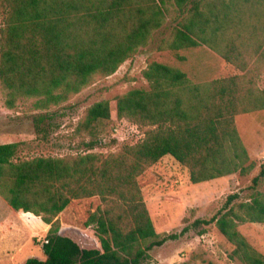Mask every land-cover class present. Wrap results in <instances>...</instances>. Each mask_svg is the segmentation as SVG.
I'll return each instance as SVG.
<instances>
[{"label":"trees","instance_id":"obj_1","mask_svg":"<svg viewBox=\"0 0 264 264\" xmlns=\"http://www.w3.org/2000/svg\"><path fill=\"white\" fill-rule=\"evenodd\" d=\"M0 89L4 104L34 99L39 110L59 106L113 75L170 20L159 50L201 45L240 73L196 83L182 70L153 62L143 71L148 90L116 98V114L144 128V138L116 153L88 152L61 158L18 157L20 143L0 145V197L14 210L32 213L50 226L44 259L24 264H146L150 251L177 235L156 233L138 178L169 155L189 172L192 184L255 168L234 118L264 110V0H0ZM51 115L39 114L43 122ZM111 117L110 105L90 106L79 129L93 133ZM96 141L91 140L88 150ZM264 168L252 180L254 190ZM99 197L102 203L84 226V245L60 233L59 214L73 200ZM227 196L221 210L192 227L215 224L241 264H264L238 230L264 224V194L249 200ZM188 231L184 228L181 233ZM201 230L199 233L203 234Z\"/></svg>","mask_w":264,"mask_h":264},{"label":"rangeland","instance_id":"obj_2","mask_svg":"<svg viewBox=\"0 0 264 264\" xmlns=\"http://www.w3.org/2000/svg\"><path fill=\"white\" fill-rule=\"evenodd\" d=\"M171 26L168 20L155 32L154 42L141 48L113 75L95 81L59 106L39 110L34 105L35 100L29 99L19 100L9 109L0 89V145L20 143L18 157L22 160L61 158L88 152L116 153L121 147L135 145L144 138V128L117 117L116 98L131 90H148L143 71L151 63L178 68L196 83L238 74L234 67L204 45L178 51L159 50L157 44ZM258 84L264 88V74L259 77ZM101 101L109 103L110 119L98 122L93 133L80 130L86 110ZM45 112L51 115L48 119L35 120ZM234 121L250 160L256 165L249 174L236 173L192 184L188 169L171 156H165L138 178L156 233L177 235L176 239L150 251L151 259L146 264H241L229 257L234 247L215 224L192 227L196 220L212 218L230 194L239 193V202L249 200L254 191L264 194V177L254 190L250 189L253 178L259 175L261 166L264 168V110L237 115ZM91 140L97 143L93 150H88ZM101 206L99 197L71 201L58 216L60 233H70L84 245V239L90 236L84 223L89 214ZM26 217L17 214L0 197V264H24L32 257L44 259L42 245L47 232L40 220L30 217L26 221ZM184 228L188 231L181 233ZM201 230L205 232L200 234ZM238 230L264 255V224L244 223Z\"/></svg>","mask_w":264,"mask_h":264},{"label":"crops","instance_id":"obj_3","mask_svg":"<svg viewBox=\"0 0 264 264\" xmlns=\"http://www.w3.org/2000/svg\"><path fill=\"white\" fill-rule=\"evenodd\" d=\"M213 52V51H212ZM216 54V53H215ZM219 56V55H218ZM220 57V56H219ZM220 58H222V57H220ZM223 59V58H222ZM224 60V59H223ZM225 61V60H224ZM226 62V61H225ZM227 63V62H226ZM228 64H230V63H228ZM231 65V64H230ZM232 67H234L233 65H231ZM235 68V67H234ZM236 69V68H235ZM237 70V69H236ZM238 71V70H237ZM240 72L238 71V74H239ZM237 74V75H238ZM262 74H264V73H262ZM261 74V75H262ZM261 75L259 76V77H261ZM235 76V75H234ZM259 79V78H258ZM259 85V84H258ZM263 89V88H262ZM2 144H8V143H2ZM167 156H169V155H167ZM4 200V199H3ZM5 201V200H4ZM6 202V201H5ZM7 204V203H6ZM7 206H9L8 204H7ZM10 207V206H9ZM14 210V209H13ZM14 211H16V210H14ZM17 212V214H24V215H27V217H26V221L27 220H29L30 219V217H35V219H38V220H40V222L42 223V225H43V227H44V230H45V232H48V230H49V228H50V226L49 225H47V224H45L42 220H41V218L40 217H37V216H35V215H33L32 213H25V212H23L22 210H19V211H16ZM23 217V216H22ZM239 228V227H238ZM87 232H89V230H87ZM47 235V234H46Z\"/></svg>","mask_w":264,"mask_h":264}]
</instances>
